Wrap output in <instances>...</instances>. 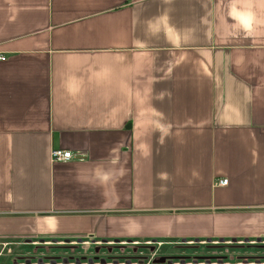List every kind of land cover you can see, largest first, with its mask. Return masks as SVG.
Instances as JSON below:
<instances>
[{"label":"crops","instance_id":"obj_1","mask_svg":"<svg viewBox=\"0 0 264 264\" xmlns=\"http://www.w3.org/2000/svg\"><path fill=\"white\" fill-rule=\"evenodd\" d=\"M0 52V240L264 237V0H0Z\"/></svg>","mask_w":264,"mask_h":264},{"label":"rangeland","instance_id":"obj_2","mask_svg":"<svg viewBox=\"0 0 264 264\" xmlns=\"http://www.w3.org/2000/svg\"><path fill=\"white\" fill-rule=\"evenodd\" d=\"M36 242L39 243L0 240V264H264V237L234 240L188 239L164 244L151 240L152 243L147 245L149 249L143 250L148 254V259L143 261L145 255L141 251H137V255H133V259L128 261L116 260L117 253L114 251L109 252L106 249L95 253L93 247H90L87 252L94 260L78 262L76 257H81L80 252L76 253L67 248L56 249L52 247L55 245L51 243L53 241ZM95 254H98V259H95ZM71 255L76 257L71 258ZM163 257L167 260L163 261ZM101 258H105V261Z\"/></svg>","mask_w":264,"mask_h":264},{"label":"flooded vegetation","instance_id":"obj_3","mask_svg":"<svg viewBox=\"0 0 264 264\" xmlns=\"http://www.w3.org/2000/svg\"><path fill=\"white\" fill-rule=\"evenodd\" d=\"M26 243H39L36 242V240H23ZM45 242V241H42ZM48 243V242H47ZM51 243H55L54 246L52 247H56V249H61V248H67L70 251H75L76 253L80 252L81 253V257H76L74 255H71V258L76 257L78 258V262L81 260H86L89 259L90 262H92L94 259L92 257H90L88 255L87 249H89L90 247H93V249L96 251L95 253L100 252L101 250H108L109 252L114 251L116 254V260H122V259H127L128 261H130L131 259H133V255H135L137 253V251H141L142 253L144 249H149L148 243H152L150 241L144 242L146 243V245H142L141 242L138 241H134V240H115V241H107V240H96L95 238H91V239H82V238H78V239H69L66 238L63 241H57L54 240ZM92 246H89V245ZM52 245V244H51ZM94 245V246H93ZM51 247V246H50ZM103 248V249H102ZM57 255V254H56ZM137 255V254H136ZM145 256L143 260L148 259V254H145ZM98 254H95V259H98ZM129 257H131L129 259ZM165 257H163V261ZM67 259V258H64ZM102 261L104 262L105 258H101ZM167 260V259H166Z\"/></svg>","mask_w":264,"mask_h":264},{"label":"built area","instance_id":"obj_4","mask_svg":"<svg viewBox=\"0 0 264 264\" xmlns=\"http://www.w3.org/2000/svg\"><path fill=\"white\" fill-rule=\"evenodd\" d=\"M8 56L0 52V61L7 60ZM83 156L79 153L73 152L72 150L65 149V148H55L51 152V158L53 161H69L73 159H79ZM218 184H227V178H220L217 180Z\"/></svg>","mask_w":264,"mask_h":264},{"label":"water","instance_id":"obj_5","mask_svg":"<svg viewBox=\"0 0 264 264\" xmlns=\"http://www.w3.org/2000/svg\"><path fill=\"white\" fill-rule=\"evenodd\" d=\"M222 240V239H221ZM164 260H166V258H164Z\"/></svg>","mask_w":264,"mask_h":264}]
</instances>
